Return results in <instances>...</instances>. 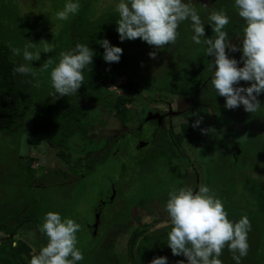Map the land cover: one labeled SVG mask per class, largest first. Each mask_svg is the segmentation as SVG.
<instances>
[{"label": "rangeland", "instance_id": "1", "mask_svg": "<svg viewBox=\"0 0 264 264\" xmlns=\"http://www.w3.org/2000/svg\"><path fill=\"white\" fill-rule=\"evenodd\" d=\"M206 1L208 0H193L205 24L206 38L212 36L214 38L213 28L208 20L210 13L222 9L230 17V23L225 29L229 37L239 36L238 33L243 32L245 22L238 17L234 0H209L213 4H203ZM67 2L68 0H0V45L4 46L3 51L9 48L10 55L23 62L22 55H13L9 42L14 48L23 49L25 44L32 41L41 50V59L32 62L33 68L37 70L36 77L29 76L25 79L29 82L30 102L12 130L7 133L0 132V206L6 208L2 220L10 225L12 223L17 225L12 238L27 242L34 252H38L46 245L40 241V234L36 229L27 227L26 222L17 220V217L30 209L31 202H34L38 205L35 213L39 221L47 212L54 211L61 214L62 220L72 218L81 224L82 228L77 233V247L82 250L84 260L89 261V264L112 262L131 264L134 258L139 259L137 264H145V257L149 258V252L146 254L149 239L159 238L157 235L171 228L170 219L165 211L169 192L179 187H191L198 191L202 183L208 185L207 171L204 168L208 169L210 165L214 166L213 189L225 203V207L243 213L244 210L256 212L257 199L248 194L246 185L249 184L245 185V182L250 183L252 177L262 178L264 181V92L258 96L262 106L255 113L245 111L243 105L235 109L226 108V98L222 101L223 96L216 93L211 86L210 74L212 75L213 71L208 65L214 62L215 56H207L206 45H197L192 41L194 33L191 22L185 21L179 27L177 43L174 46H167L168 51L166 48H149L150 53H157L155 58L149 54L145 56L142 54L137 60L135 56L134 69L140 83L134 88H123L122 81L113 82L111 83L113 86L106 89L104 100L97 103L79 93L70 97H61L57 94L56 97L48 98L50 92L54 90L49 81L51 70L58 64L60 52L67 51L71 27L73 32L75 27H79V23L90 26L106 13L115 11L119 0H78L81 7L77 14L70 15L64 21L57 20L56 13L62 10ZM115 42V39L110 41ZM46 43L54 48V51L43 52ZM237 45L240 50L233 52L232 57L243 55L242 39L237 40ZM73 48L74 45L70 44L68 51ZM48 60L52 63L46 70H42V65ZM237 60L241 65V60ZM37 80L39 87L34 86ZM184 81L193 83L195 92L199 91L200 96L203 95L205 100L211 103V107H220V110L217 108L220 114L219 117L216 116L215 121L208 113H204L202 118L195 119L193 131L202 132L195 134L191 132L192 137L184 144L183 153L169 142L165 151H161L159 145L157 149L151 146L141 149L137 141L132 140L134 137L130 133L124 135L127 128L115 115L113 108L106 107L108 103H114L117 96L124 95L133 114L132 123L128 125L132 132L139 125L141 118L146 120L153 116L164 118L167 103L174 104L178 100L176 98L180 96L165 88L171 84L179 85L178 82ZM250 85L251 82L240 81L236 86ZM60 97L70 102L77 100L84 104L88 111L99 112L96 120L86 114L77 127L79 135L74 134V137L64 141L61 146L59 142L65 136V128L68 125L75 128L78 122L56 111V100ZM231 112L233 116L241 115L243 118L232 121L228 116ZM183 117H176L175 125L182 123ZM152 120L146 122V133L155 130L156 124ZM197 121H200L198 126ZM231 121L232 123H229ZM237 122L240 126L233 127L235 130L233 136V128L228 125ZM221 124H227L225 126L230 128L223 126L222 129ZM164 128L169 127L166 125ZM202 134L207 138H202ZM123 136L122 141L116 146L117 153L106 158L92 172L88 171V155L85 152L80 153L87 147L88 140L91 138L100 141L106 138L107 146L111 147L113 141L117 142V139ZM26 137L27 143L22 144ZM232 138L241 144L236 166L234 158L231 162L229 160L224 162V157L227 158L233 152L234 146L238 147L237 143L231 142V146L227 143L226 140ZM215 140H218V143ZM22 147H26V154L21 153ZM102 150L93 153L91 159L99 156L100 160H104L102 156H105L106 152L105 150L101 152ZM60 151L64 154L72 151L74 155L67 161ZM198 156L206 157L207 160L201 162ZM22 160L25 164L32 165L35 173L33 182L26 175ZM218 161L224 162L223 167ZM230 167L237 168L233 180L231 178L233 169ZM64 171L68 173L67 176L63 175ZM25 176L28 181L26 186L22 187ZM263 181L260 184L256 183L254 188L263 189ZM144 195L148 197L147 199L155 198L152 201L154 206L144 198L141 199ZM108 197L110 200L107 202ZM19 204L20 216L17 214L16 217H12L11 213ZM98 210L104 213L99 231L93 226ZM132 214L134 217L127 222L126 219ZM158 214L162 218L161 221L158 220L159 222L156 219ZM261 221L264 220L256 217L255 222L264 229V223ZM90 223L91 231L88 226ZM140 227L146 228L136 240L132 258L128 254L129 239ZM5 235L0 232V238ZM111 240L114 241L115 247L107 246L106 249H102Z\"/></svg>", "mask_w": 264, "mask_h": 264}, {"label": "clouds", "instance_id": "2", "mask_svg": "<svg viewBox=\"0 0 264 264\" xmlns=\"http://www.w3.org/2000/svg\"><path fill=\"white\" fill-rule=\"evenodd\" d=\"M234 6L245 22L243 67H239L237 59L230 58L226 52V49L232 52L240 50L225 30L230 23L227 12L222 9L210 13L208 20L214 38H206L205 24L193 0H119L115 6L119 14L117 31L121 41L140 38L157 49H163L177 43L180 25L190 21L194 33L192 41L197 45H206L207 56H215L214 62L208 65L213 71L211 86L226 98L225 107L235 109L243 105L245 111L255 113L262 106L258 96L264 92V0H234ZM80 7L78 0H68L56 13V19L67 20L70 15L77 14ZM98 43L105 49L103 58L106 62H119L123 53L121 47L112 46L107 39ZM9 47L14 56L22 55L23 61L27 62L18 64L14 73L36 77L32 62L41 59V50L36 43L30 41L20 49L9 42ZM42 51L52 52L54 48L46 43ZM59 55L60 60L50 74L54 89L50 95H76L84 85V70H92L89 66L93 63L95 51L86 44L78 43ZM149 55L155 58L157 53ZM51 63V60L46 61L42 70H46ZM240 81L251 82V85L237 87ZM34 86H40L38 80ZM199 123L197 121L196 125ZM26 143L27 137L22 141V144ZM26 151V147L21 148L22 154ZM165 211L171 224L167 244L173 255L185 256L187 264H222L220 257L225 248L232 253L236 264H241L242 257L248 255L249 217L244 215L238 221L230 219L225 203L209 185L202 183L198 191L191 187L173 188L169 192ZM81 228V224L72 218L62 220L60 213L47 212L40 231L47 236L48 242L31 257L30 264H78L84 259L82 250L77 247V233ZM150 264H168V258L158 256ZM178 264H185V261L181 260Z\"/></svg>", "mask_w": 264, "mask_h": 264}, {"label": "trees", "instance_id": "3", "mask_svg": "<svg viewBox=\"0 0 264 264\" xmlns=\"http://www.w3.org/2000/svg\"><path fill=\"white\" fill-rule=\"evenodd\" d=\"M119 19V14L116 11L106 13L101 19L97 22L92 23L90 26H87L83 23H79V27L74 29L71 32L72 27L69 31V46L70 44L75 45L78 43L86 44L95 51V55L93 57V63L89 66L92 70L89 71L88 69L84 70L85 80L84 85L78 90V93L83 96H87L92 102L97 103L98 101L104 100L106 95V89H108L112 84L111 83H118L123 82V88L132 89L140 83V78L138 74L135 72V65H134V58L138 60V56L140 55H147L150 54V49L156 48L155 46L149 45L147 42L143 41L140 38L135 40L125 39L123 41L120 40L119 33L117 31V21ZM179 31V29H178ZM239 32L238 34H240ZM107 39L109 42L113 39L116 40L115 43H110L112 46H119L123 49V53L119 62H106L103 58L105 49L104 47L98 43L99 41ZM68 46V48H69ZM67 48V51H68ZM167 49V46L165 47ZM146 49V50H145ZM157 49V48H156ZM4 50V46L0 45V132L7 133L12 130V127L17 123L19 117L22 115V112L28 103L30 102V87L28 86L29 82L25 80L31 75H23L19 73H14V68L18 66L22 62L21 59L17 57H13L10 55L9 48ZM169 49H167L168 51ZM8 51V53H7ZM135 59V60H136ZM60 60V59H59ZM26 63V62H25ZM34 71H37L34 69ZM188 79V78H187ZM50 85H51V78L49 77ZM125 81V82H124ZM177 84H171L170 87L165 88L171 91H175L180 93L181 95L187 97L192 94V91L195 89L194 84L189 82H178ZM186 83V84H185ZM181 85V86H180ZM52 86V85H51ZM113 86V85H112ZM54 91V90H53ZM51 91L50 94L53 92ZM48 95V98L52 95ZM108 99V98H106ZM109 101V100H108ZM56 111H60L73 120H76L78 124L74 128L72 125H68L65 128V136L61 138L59 145L61 146L62 143L70 138L74 137V134H78V125L79 122H82L84 116L88 114L94 120L97 119V114L99 112L88 111L87 107L77 100L75 101H68L66 98H58L55 104ZM106 107L113 108L115 115L118 117L121 123H127L131 121L133 114L131 108H129L127 99L124 95L117 96L114 103H108ZM50 109L54 110L53 107L49 106ZM32 112V111H31ZM35 116V114H34ZM32 117V116H31ZM49 120V119H48ZM61 126V125H60ZM106 138H102L100 141L95 139H91V144L87 142V147L82 149V152H85L88 155L91 152V155L95 152H99V150L103 149L106 144ZM136 138L134 137V139ZM89 141V140H88ZM122 141L120 138L119 141L114 142L113 146L116 147L119 142ZM117 148V147H116ZM118 151V150H117ZM117 151L115 153H117ZM113 149L110 150L107 154V158L111 155H114ZM79 153V154H80ZM62 157H64L67 161L72 159L74 153L64 154V152L60 151ZM105 160H100L99 156H95L91 159V172L97 168V166L103 163ZM223 167L221 161H218ZM22 167L25 170L26 175L31 179V182L34 180V169L31 164H25L22 160ZM93 168V169H92ZM237 169V168H236ZM214 166L210 165L207 169V179L208 185L213 189V174H214ZM33 173V174H32ZM237 174L236 170H233L231 174V178ZM64 176H67L68 173L65 171L63 172ZM247 175V174H246ZM236 177V176H235ZM234 177V178H235ZM28 178V179H29ZM255 178H250V183H246L245 185L249 184L246 187L248 188V194L253 196L257 199V211L254 210H244L243 212H238L237 210H231L229 207L226 210L229 213V218L238 221L242 216L247 215L251 222V231L248 235L249 240V252L246 257H242L241 264H264V229L255 222L256 217L262 218L264 220V188H254V185L262 183V178L259 180ZM264 179V177H263ZM217 179H215L216 181ZM233 180V178H232ZM27 179L25 176L24 183L22 187H25L27 184ZM252 182V183H251ZM264 182V181H263ZM32 185V184H31ZM214 190V189H213ZM215 191V190H214ZM23 192H20L22 194ZM168 192H165L167 194ZM19 194V195H20ZM145 196V197H144ZM141 199H145L148 201L146 195H144ZM24 202V201H23ZM31 202V201H30ZM25 203V202H24ZM30 209L26 211V213L22 216L19 215V210L21 204L15 207L14 212L11 213L12 217H16L18 214L20 217H17V220L21 222H26L27 227H33L38 231L40 234V241L44 244H47L48 238L45 234L41 233L40 226L44 221V217L39 221L37 218V211L38 205L37 203L31 202ZM1 205V204H0ZM6 208L0 206V232L5 233L6 235L0 238V264H30V259L34 254H38V252H34L32 247L23 240H16L12 238L10 235L16 233L17 225L15 224H8L3 221L4 213ZM33 212V214H31ZM45 212V211H44ZM264 223V221H261ZM146 227H140L134 231L129 239V253L130 256L134 257V248L136 244V240L141 235L143 230ZM171 230L165 229L159 235V238H151L149 239V249L146 251L149 252V258L145 257V264H150V262L158 256H166L168 258V264H178L179 261H185L187 264V258L183 255L176 256L172 254L171 248L167 244V236L168 232ZM149 238V237H148ZM159 239V240H157ZM114 240V239H113ZM115 241V240H114ZM114 241L102 247V249H106V247L114 246ZM107 242V240H106ZM261 246L263 249H261ZM263 250V251H262ZM143 252V248H142ZM143 254V253H142ZM222 260V264H236L235 260L232 258V253L225 248L223 250L222 256L220 257ZM139 259H133L131 264H137ZM78 264H89V261L82 260L78 262ZM110 264V263H109ZM111 264H114L113 262Z\"/></svg>", "mask_w": 264, "mask_h": 264}, {"label": "flooded vegetation", "instance_id": "4", "mask_svg": "<svg viewBox=\"0 0 264 264\" xmlns=\"http://www.w3.org/2000/svg\"><path fill=\"white\" fill-rule=\"evenodd\" d=\"M202 2H204V1H202ZM217 2V1H216ZM215 2V3H216ZM209 3H211L209 0L208 1H206L205 3H203V4H209ZM211 4H213V3H211ZM238 14V13H237ZM238 17H239V15H238ZM241 18V17H240ZM242 36H243V32H241L240 34H239V36H234L233 38H230L231 39V41H232V43H235V44H237V40L239 39H243L242 38ZM227 52V54L229 55V57L230 58H237V59H240L241 60V65H240V63L238 64L240 67H243V60L241 59V57L242 56H239V57H237V56H234V57H232L233 56V52L232 51H230L229 49H228V51H226ZM237 61H239V60H237ZM213 63V62H212ZM212 76H213V73H212V75L210 74V77L212 78ZM203 81H205V80H203ZM174 93H176V95H180L178 98H176V99H178L176 102H174V104L172 103V104H170V103H167V105H168V107L166 108V109H164V118H163V116H162V119L159 117V119L157 118V119H153L152 120V122L153 123H155L156 124V127H155V130H154V128H153V130H154V132H151V133H146L145 132V125H146V122H148V121H150V120H146L145 118H141L140 119V123H139V125L138 126H136L137 128H135V130L133 131L132 130V132L130 131V126H128L129 125V123L131 124L132 123V120L131 121H128L126 124L125 123H122L123 125H124V127L125 128H127V130H126V132L124 133V135H128L129 133H130V135L131 136H133V137H135L136 138V141H137V144L139 145L140 143H142V147H141V149H144V148H146V147H152V148H155V149H157L158 148V145H159V148H160V150L161 151H165L167 148H165L166 147V145H167V142H169V143H171V146H174V148L175 149H177V150H179L180 152H182L183 153V146H184V144L186 143L187 144V139L188 138H190V137H192V135H191V132H193L194 134H195V132H197V131H193L194 129H195V127H194V124H195V119H198L199 117H201L202 118V116H204L203 114L204 113H208L209 115H211L212 116V119L215 121V119L217 118V117H219V114H220V107H216V106H214V107H211V103L210 102H208V101H206L205 100V97L202 95V96H200V93H199V91H197V92H195V89L192 91V94L190 95V96H187V97H185V96H183V95H181L180 93H177V92H175V91H173ZM224 99H222V101H224L225 100V97H223ZM188 100V101H187ZM221 101V102H222ZM186 104V105H185ZM221 105H222V103H221ZM205 107V108H204ZM216 107V108H215ZM219 110H218V109ZM205 110H206V112H205ZM209 110V111H208ZM170 111V112H169ZM231 115V116H230ZM178 116H184L183 117V122L182 123H180L179 125L178 124H176L175 125V118L176 117H178ZM217 116V117H216ZM229 117H230V119L232 120V121H234L235 119H238V120H240L241 119V115H236V117L235 116H233L232 115V112L231 113H229V115H228ZM233 116V117H232ZM243 118V117H242ZM217 120V119H216ZM219 120V119H218ZM165 121H166V124H165ZM232 121L231 122H229V123H232ZM217 122V121H216ZM228 123V124H229ZM238 123V122H237ZM166 125H168V129H166V128H164ZM225 125H227V124H221L220 126H221V128L223 129L224 127H222V126H225ZM238 125L239 124H237V127H238ZM228 126H231L232 128L233 127H235L236 126V124H229ZM226 127V128H230V127ZM190 129V130H189ZM152 130V131H153ZM231 130V129H230ZM247 130H249V128H247ZM258 130V129H257ZM232 131V130H231ZM234 128H233V136L235 135L234 134ZM199 132H202L201 130L199 131ZM199 132H197V133H199ZM220 134V133H219ZM123 135V134H122ZM203 136H202V138H207V136L205 135V134H202ZM121 138H124V136L123 137H121ZM162 140H161V139ZM201 138V137H200ZM222 138H224V137H222ZM106 140V144H105V146H104V150H105V152H106V155L105 156H102L103 157V159L105 160L106 158H107V154H108V152L110 151V150H112L113 149V154H116L115 152L118 150V148H116V147H114L113 146V144H114V142L115 141H113V143H112V145H111V147H108L107 146V139H105ZM118 141L120 140V138L119 139H117ZM224 140V139H223ZM201 141V140H200ZM217 143H218V140H215ZM227 141V143H229V145L231 146L232 145V143H237L238 144V147H236V146H234V148H233V152L231 153V154H229L228 156H227V158H225L224 157V162L227 160H229V162H231L232 161V159L234 158L235 160V166L236 165H238V161H239V157H240V153H241V148H239V147H241V144H240V141H235L233 138L232 139H230V140H226ZM89 143L91 142V138L89 139V141H88ZM232 142V143H231ZM224 143V142H223ZM91 144V143H90ZM236 144V145H237ZM223 146H225V144H222ZM186 147V146H185ZM111 148V149H110ZM151 148V149H152ZM236 148V149H235ZM228 149H229V147H228ZM102 150V149H101ZM104 150H102L101 152H103ZM223 152H224V150H223ZM225 156V155H224ZM88 166H89V169H88V171L89 170H91V152L88 154ZM198 158H199V161H206L207 159H206V157H204V158H202V157H199L198 156ZM224 162H222V164L224 165ZM204 163V162H203ZM205 164V163H204ZM234 166V167H235ZM231 168V169H233V170H236V168ZM206 171H207V169L206 168H204ZM85 174H82V176H84ZM82 176H80V177H82ZM72 181V180H71ZM62 183V182H61ZM75 183V182H74ZM73 184V183H72ZM114 185V184H113ZM168 194V193H167ZM164 198H166V197H164ZM163 198V199H164ZM147 199V198H146ZM151 199V200H150ZM110 200V198L108 197V200H107V202ZM155 200V198H149L148 199V201L149 202H151V204L153 205V202L152 201H154ZM102 203H104V202H102ZM154 206V205H153ZM103 212H102V210H98V212H97V214H96V216H97V219H96V222H95V224L93 225L94 227H96V229H97V231H99L100 230V227L102 226V223H103ZM134 217L133 216V214L130 216L129 215V217H128V219H126L127 220V222L130 220V219H132V218ZM156 219H157V222H159L158 220H162V218H160L159 217V214L156 216ZM156 221V220H155ZM26 226V225H25ZM89 226V228H90V231H91V223L88 225ZM110 231V230H109ZM14 234V233H13ZM13 234H11L10 236L12 237V235ZM107 239H108V237H107ZM106 239V240H107Z\"/></svg>", "mask_w": 264, "mask_h": 264}, {"label": "water", "instance_id": "5", "mask_svg": "<svg viewBox=\"0 0 264 264\" xmlns=\"http://www.w3.org/2000/svg\"><path fill=\"white\" fill-rule=\"evenodd\" d=\"M157 117H159V116H153L152 118L151 117L150 118H147V120L157 119ZM139 146L142 147V143H140Z\"/></svg>", "mask_w": 264, "mask_h": 264}, {"label": "crops", "instance_id": "6", "mask_svg": "<svg viewBox=\"0 0 264 264\" xmlns=\"http://www.w3.org/2000/svg\"><path fill=\"white\" fill-rule=\"evenodd\" d=\"M237 124H238V123H237ZM237 124H236V125H237ZM216 125H217V124H216ZM218 125H219V124H218ZM238 126H240V125H238ZM222 127H223V126H222ZM246 129H247V128H246ZM25 225H26V223H25Z\"/></svg>", "mask_w": 264, "mask_h": 264}]
</instances>
